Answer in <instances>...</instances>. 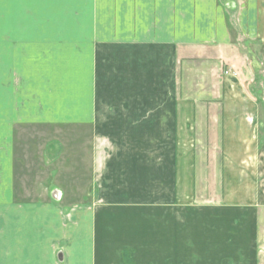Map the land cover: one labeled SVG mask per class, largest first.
<instances>
[{
	"label": "crops",
	"instance_id": "0c3cea01",
	"mask_svg": "<svg viewBox=\"0 0 264 264\" xmlns=\"http://www.w3.org/2000/svg\"><path fill=\"white\" fill-rule=\"evenodd\" d=\"M92 1L86 26L48 19L39 32L57 34L52 37H34L29 29L24 85L13 83L18 72L0 75L1 82L9 81L0 82V264H19V251L27 256L28 250L29 264H123L131 257L141 264H163V257L177 264L179 254H190L179 251L178 233L186 250L193 235L192 223L178 229V195L192 193L195 184L194 155L190 164L182 162L179 129L196 126L202 144L224 143L222 153L232 145L235 169L221 162L220 184L256 189L264 175L258 170V107L245 102L242 80L233 89L200 83L194 88L192 80L196 74L211 81V71L220 72L224 62L239 69L244 52L255 61L261 37L257 0H109L105 34L95 18L98 0ZM75 6L72 13L79 15ZM15 44L4 42L1 54L11 52L1 56L0 64L9 65L0 69L15 68ZM231 94L235 105L217 102ZM223 117L224 131L206 132L221 126ZM20 125L74 129L76 143L83 139L88 145L89 181L83 187L74 178L73 198L65 183L49 198H18L14 130ZM189 142L193 147V138ZM181 170L186 180L179 181ZM86 193L91 198L81 201ZM263 194L256 204L264 207ZM255 213L250 210L249 222L258 235L262 221ZM206 234L204 255H215Z\"/></svg>",
	"mask_w": 264,
	"mask_h": 264
},
{
	"label": "rangeland",
	"instance_id": "374dc122",
	"mask_svg": "<svg viewBox=\"0 0 264 264\" xmlns=\"http://www.w3.org/2000/svg\"><path fill=\"white\" fill-rule=\"evenodd\" d=\"M92 3V0H0V58L5 55V53L1 54L5 41L12 40L13 42H17L14 48L15 51L12 52V56L17 57L16 61L13 60L17 71L15 68L9 69L7 66L6 69H0V75L8 71L18 72L13 83L17 86L19 85V87L24 85L27 82V72H29V60L26 58L27 54H29V29L32 30L30 34L34 37H42V34L52 37L57 34L39 32L41 23L47 22L48 19H51V22L53 20V22L69 23L67 25L78 23L86 26L91 23L90 4ZM257 5L258 14L260 15L261 29L259 34L261 37L258 40V44L254 47V51L257 53L254 55L259 57V60L262 62L257 57L253 61L251 53L249 52V55H247L244 52L238 61L239 63L236 62L241 66L239 69L236 70L235 66L224 62L222 65L219 64L221 65L220 72L211 71V75H214L211 81L203 80V75L197 76L196 74H194V77L197 79L193 78L192 80L194 88H198L197 84L200 83L203 87L208 85L209 88H213L217 84L218 87L229 86V88L233 89L236 88V85H233L234 83L241 84L242 82L239 89H241L243 97L247 99L245 102H250L252 105L258 107L256 117L259 124V156L260 153L262 155L258 159V170L262 171L264 170V167L261 166L264 164V58L261 56L264 57V0H257ZM74 6L77 7L79 15H73L74 11L72 13L71 9ZM109 8V0L97 1L95 18L98 20L100 29L103 30L101 34H105L104 31L110 27ZM29 25L31 26L29 27ZM81 33L82 35L85 34L84 32ZM70 34L73 35V33ZM5 45L7 46V44ZM10 52L4 58L10 55ZM6 64L9 65L8 63H1L0 67L4 68ZM217 64H214L212 68H217ZM256 74L257 77H255ZM239 79L242 81L240 82ZM7 82L9 81L3 80L1 83ZM7 86L9 87V84ZM232 95L227 97L221 96L217 99V102L231 107V105H235L237 102ZM215 114L220 122L221 112L218 111ZM231 114L234 115V113ZM194 115L195 120L198 119V114L194 113ZM224 120V117L221 118V126L215 127L212 131L206 129V132L216 133L219 131L220 133V130L224 131ZM179 132V150L184 155L182 162L190 164L191 152L194 155L195 184L192 193L189 190H183L179 191L178 195L179 202L176 210L178 229L180 231L187 225V222L192 223L190 228L193 230V235L191 236L192 242L185 243V245H191V248L186 250L180 246L182 242L180 241V232L178 231L177 244L179 251L190 254H179L176 257L177 264H264V207L258 205L261 204L264 175L259 176V187L257 186L258 188L256 189H252L248 183L244 186L245 190L243 191L242 189L240 191L234 189V185H229L230 182H226L228 184L226 185L224 180L220 184V180L224 176L223 172L225 173L224 168H222V176L220 175V163L225 162L229 164V168H232V171L235 169L234 163L236 160L232 145L228 148L230 146L228 144V152L224 151L222 153V148L220 149L219 147L223 146L224 143L223 145L219 143L202 144L200 142V130L196 126L192 129L190 127L179 129ZM73 134L74 129H39L22 125L14 130L15 190L20 200L29 201L38 198H49L52 189L55 186L62 187L64 183L65 186H71H68L70 190L74 187L73 183L75 179L77 183L82 181L83 187L87 185L84 183H88L90 177V153L87 150L88 145L84 144L83 139L81 140L83 144L76 143ZM62 136L65 140L61 139ZM56 138L61 139L60 144L56 141ZM192 138L193 147H191L192 143L189 142ZM162 146L164 154V142ZM214 150L216 152H213ZM220 154L229 156L230 159H220ZM161 163L164 165L165 161L162 160ZM186 175L185 170L179 171V181L186 180ZM234 178H237V173L229 176L231 182ZM243 179L248 182L249 177L245 178L243 176ZM73 196H75V193L70 190L69 198H73ZM84 198L90 199L91 197L89 198L86 193L81 198V201L85 200ZM256 200L258 204H256ZM250 203H253L252 207ZM250 210H256L254 216L256 215L257 219L262 221L258 235L255 234L254 226L249 222ZM240 212L241 215H239ZM218 218L220 219V223L216 224ZM204 220L209 221L208 226L207 222L206 224L203 222ZM203 224L204 228H202ZM234 225H237V230L239 233H242V237L238 235L237 231H234V228H236ZM217 229L223 233L217 232ZM203 232L209 235V243L214 248V250L210 251H215V255H204L205 248H203V244L204 246L205 244L207 245V236L205 237ZM24 254L22 251H19V256H17L19 264H29V250L28 254H26L27 256ZM146 259L152 261L153 258L146 257ZM162 260L163 264H168L167 257H163ZM123 264L141 263L137 261V257H131L130 261H124Z\"/></svg>",
	"mask_w": 264,
	"mask_h": 264
}]
</instances>
